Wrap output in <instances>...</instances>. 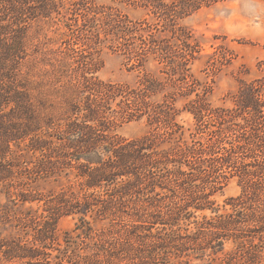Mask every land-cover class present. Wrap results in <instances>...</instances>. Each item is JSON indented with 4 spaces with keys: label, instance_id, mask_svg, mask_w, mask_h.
I'll list each match as a JSON object with an SVG mask.
<instances>
[{
    "label": "trees",
    "instance_id": "16d2710c",
    "mask_svg": "<svg viewBox=\"0 0 264 264\" xmlns=\"http://www.w3.org/2000/svg\"><path fill=\"white\" fill-rule=\"evenodd\" d=\"M225 1L0 0V192L27 206L3 211L17 235L0 234V264H264V58L216 105L183 24ZM104 46L143 72L135 85L99 77ZM232 57L218 47L209 67ZM133 121L148 132H117ZM58 176L59 191L32 185Z\"/></svg>",
    "mask_w": 264,
    "mask_h": 264
},
{
    "label": "rangeland",
    "instance_id": "374dc122",
    "mask_svg": "<svg viewBox=\"0 0 264 264\" xmlns=\"http://www.w3.org/2000/svg\"><path fill=\"white\" fill-rule=\"evenodd\" d=\"M111 4L112 0H98ZM131 15L142 16L141 11L129 9ZM195 37L204 46V55L193 66V73L203 84L211 86L208 99L214 104H230L232 95L238 90L240 81H250L260 75L258 62L264 58V0H229L210 7L202 8L183 20ZM218 47L232 53V60L213 72L209 67L210 55ZM103 67L100 78L106 81L135 85L143 72L129 64L126 58L104 46L100 53ZM146 69L158 74V66L153 62ZM181 105V103H180ZM181 119L189 127L193 118L184 114ZM145 121H133L118 128L117 132L126 138H138L148 132ZM68 183L63 176L40 178L33 182V187L45 193L59 191ZM241 187L236 181L228 185L217 196V202L224 206L230 197L237 196ZM27 206L14 204L0 192V234L5 237L17 235V230L3 221L2 214L6 209L12 214H20ZM76 220L66 217L60 221L62 231L71 230ZM193 264H216L209 261H195Z\"/></svg>",
    "mask_w": 264,
    "mask_h": 264
}]
</instances>
